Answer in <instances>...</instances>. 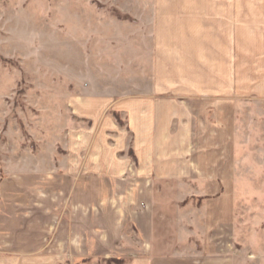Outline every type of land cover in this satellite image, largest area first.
<instances>
[{
	"label": "rangeland",
	"instance_id": "rangeland-1",
	"mask_svg": "<svg viewBox=\"0 0 264 264\" xmlns=\"http://www.w3.org/2000/svg\"><path fill=\"white\" fill-rule=\"evenodd\" d=\"M208 4L0 0V199L17 201L23 192L31 198L50 192L57 215H63L60 203L69 178L65 170H94L100 159L119 162L123 184L138 191L144 183L138 174L140 158L134 154L129 114L121 107L205 89L217 91L212 100L224 98V65L204 61L211 51ZM178 50L188 55V62H179ZM252 67L233 83L239 104L233 130L243 155H215V163L212 155H177V161L164 164L214 167L222 185L233 168L236 210L227 228L233 236L217 242L222 247L231 242L236 264H264V77ZM197 94L190 98L208 99ZM36 169L46 174L45 180L25 176ZM48 179L56 184H45ZM96 196L88 194L90 199Z\"/></svg>",
	"mask_w": 264,
	"mask_h": 264
},
{
	"label": "crops",
	"instance_id": "crops-1",
	"mask_svg": "<svg viewBox=\"0 0 264 264\" xmlns=\"http://www.w3.org/2000/svg\"><path fill=\"white\" fill-rule=\"evenodd\" d=\"M208 6L211 51L204 61L224 65V98L212 100L217 91L205 89L121 107L135 135L132 144L143 186L136 191L124 185L120 163L100 159L94 170H65L69 178L63 187L66 199L60 203L63 215H57L50 192L33 198L23 192L17 201L3 197L0 264H236L231 242L225 247L217 242L233 236L227 230L236 210L233 168L223 186L214 167L164 166L177 155H212L214 163L215 155H243L233 130L239 109L233 83L249 65L264 77V0H209ZM177 54L179 62H188V55L181 50ZM192 94L208 99L201 102L190 98ZM27 175L42 181L46 174L36 169ZM186 175L196 178L186 180ZM53 179L45 184L55 185ZM90 192L96 193L95 199L88 197Z\"/></svg>",
	"mask_w": 264,
	"mask_h": 264
}]
</instances>
